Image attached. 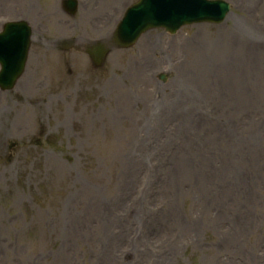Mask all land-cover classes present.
<instances>
[{"label": "rangeland", "instance_id": "374dc122", "mask_svg": "<svg viewBox=\"0 0 264 264\" xmlns=\"http://www.w3.org/2000/svg\"><path fill=\"white\" fill-rule=\"evenodd\" d=\"M87 1L73 30L35 1L26 70L0 88V264H264V0L100 68L87 44L135 0Z\"/></svg>", "mask_w": 264, "mask_h": 264}, {"label": "water", "instance_id": "95a60500", "mask_svg": "<svg viewBox=\"0 0 264 264\" xmlns=\"http://www.w3.org/2000/svg\"><path fill=\"white\" fill-rule=\"evenodd\" d=\"M166 6L161 1L160 5H157L152 4L151 0H143L131 11L138 12L145 10L150 15H144L141 19L135 13L131 14L133 15V18L130 19L131 26H129L126 34L122 33L123 27H119L117 32L119 35L117 36L120 39L118 40L124 44H130L142 31L155 25H164L174 29L184 22L202 20L218 21L222 19V13L226 10L225 5L218 1H206L204 4L192 0H178L176 7L181 11L182 19L177 11L174 12L172 10L175 7L174 5L170 7ZM228 10L229 6H227V12ZM176 18L181 19L178 24H173L171 19ZM29 37L30 29L21 23H9L6 25L4 32L0 33V62L3 65V70L0 73V84L4 87H12L16 79L22 74L27 60Z\"/></svg>", "mask_w": 264, "mask_h": 264}, {"label": "bare ground", "instance_id": "6f19581e", "mask_svg": "<svg viewBox=\"0 0 264 264\" xmlns=\"http://www.w3.org/2000/svg\"><path fill=\"white\" fill-rule=\"evenodd\" d=\"M262 33H260V35H261ZM263 37H264V34L262 35ZM128 183H131V180L129 179L128 180ZM127 183V184H128ZM107 249L110 251V252H113V253H111L110 255H109V257L108 258H113L116 254L115 253H117L118 252V246H116V245H109L108 247H107ZM142 251H145L143 248H140ZM146 253L144 252L143 253V255H145ZM142 262L143 263H146V259L145 258H142ZM224 264H239V261L238 260H232V261H229V262H225Z\"/></svg>", "mask_w": 264, "mask_h": 264}]
</instances>
